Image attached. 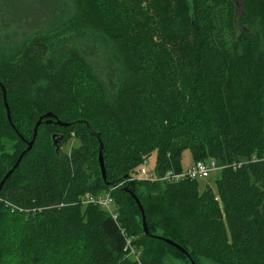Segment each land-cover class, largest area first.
Wrapping results in <instances>:
<instances>
[{
  "label": "trees",
  "instance_id": "1",
  "mask_svg": "<svg viewBox=\"0 0 264 264\" xmlns=\"http://www.w3.org/2000/svg\"><path fill=\"white\" fill-rule=\"evenodd\" d=\"M21 1L0 0V82L13 122L25 141L47 113L71 126L40 125L7 180L0 264L23 247L30 264H139L127 238L141 264H191L144 233L126 188L150 234L196 264H264V0H243L240 14L234 0ZM1 129L13 149L4 152L0 133V182L28 147L0 88ZM57 131L67 134L61 144L82 146L57 152ZM186 150L222 167L216 191L200 193L198 180H127L154 153L159 176L182 172ZM110 191L117 220L81 202Z\"/></svg>",
  "mask_w": 264,
  "mask_h": 264
},
{
  "label": "built area",
  "instance_id": "2",
  "mask_svg": "<svg viewBox=\"0 0 264 264\" xmlns=\"http://www.w3.org/2000/svg\"><path fill=\"white\" fill-rule=\"evenodd\" d=\"M149 161H146L137 171L136 176L127 179L130 182L133 181H147V182H169V183H178L180 181L184 180H199V179H208L211 177V175L215 172H219L222 168L217 165V162L215 160H209L207 162H196L193 163L188 168H185L182 172H174L169 171L164 175L159 176L156 170L150 169L148 165ZM118 187H114L112 190L117 189ZM111 190V191H112ZM111 191L102 195V196H93V195H87L84 198H82L81 202L85 205L87 204H98L103 209H105L114 220L118 219V214L115 211V207L113 205L112 197H111ZM218 201L219 198H216ZM133 244H132V238H127V245L125 247V251L131 255V252L133 251ZM138 257L137 260L139 264L140 262V252L137 253Z\"/></svg>",
  "mask_w": 264,
  "mask_h": 264
},
{
  "label": "water",
  "instance_id": "3",
  "mask_svg": "<svg viewBox=\"0 0 264 264\" xmlns=\"http://www.w3.org/2000/svg\"><path fill=\"white\" fill-rule=\"evenodd\" d=\"M0 88L3 91V99H4L6 111H7V118L9 120L10 124H12V116H11L10 106H9V103H8V100H7V90H6L5 86H4V84L1 83V82H0ZM44 122L46 124H55L56 126L64 127V128H67V127L71 126V124L61 121L57 116H55L52 113H47V114L41 116L39 118L38 122L36 123L35 127H34V133H33L31 141H27V146H28L27 149L19 156L16 164L13 166V168L11 170H9L6 173L4 178L1 180V182H0V195H1V192L3 190V187H4L5 183H6V181L11 177V175L18 168V166H19L23 156L25 155V153L30 151L33 148V145H34L37 133H38V129H39L40 125L43 124ZM12 126L14 128V125H12ZM21 138H23V137L21 136ZM63 139H64V135L63 134L54 133L53 136H52L53 145L56 148L57 152H59V150L61 149V143H62ZM99 142H100V147H99V154H98V162H99L102 178H103L104 181H107V171H106V163H105V156H104V144L102 143V141L100 139H99ZM126 190L131 193V195L134 197V199L136 200V202H137V204L139 206V209H140L141 214H142L141 225H142L144 233L146 235H148V236H151L153 238H156V239L164 241L168 245L172 246L173 248L177 249L178 251L183 253L185 256H187L188 259L190 260L191 264H196L195 261L189 255V253L181 245H179L178 243L172 241L171 239H167L165 237H162V236H153V235L150 234L149 228H148V224H147L146 215H145V210H144V207H143L141 201L135 195L134 191H131L129 188H126Z\"/></svg>",
  "mask_w": 264,
  "mask_h": 264
},
{
  "label": "rangeland",
  "instance_id": "4",
  "mask_svg": "<svg viewBox=\"0 0 264 264\" xmlns=\"http://www.w3.org/2000/svg\"><path fill=\"white\" fill-rule=\"evenodd\" d=\"M188 1H189V5H191L192 0H188ZM20 2H21V5H23L21 0H20ZM28 3H30V1L26 2V4H28ZM234 4L236 5L238 14H240L242 11L245 10V3H244L243 0H234ZM10 104L13 105L14 110L17 112L18 110L16 108V105H15L14 101L10 100ZM22 125H24V123H22L21 126ZM6 132H8V131H5L4 129H1L0 133L1 134L4 133V134H2L1 142H4L5 147H6V148H4V152H12V149H13L12 143L8 141V143L6 144L5 141H7L9 139L8 137H12L13 134H7ZM57 132H61V131H57ZM62 133L63 132H61V134ZM64 134L65 133H63V135ZM65 137H67V134H65ZM72 137H73V135H72ZM69 138H71V137H69ZM65 139L68 140V138H65ZM82 143H83L82 141H79L78 139H73L72 138V139L68 140L67 142H65L64 144H61V149L65 153H70V152L73 151L74 148L75 149L76 148H80L82 146ZM2 153H3V150H0V158H1ZM148 161H149L148 165H149L150 169L154 170L155 169V163H156V153H154ZM193 163H194V161H193V158H192V155H191V151L190 150H186L183 153V158H182L183 167L184 168H188ZM218 176H219V172H215L208 179H199L198 180L199 192L203 193L205 190H207L208 187H210L214 191H216V180H217ZM11 229L13 230V232H15L17 230V225L11 224ZM133 251H134V253L131 252V255H129V256L131 258L137 259V257H138L137 253L138 252L142 253V248L134 246ZM29 260L30 259H29V255H28V252H27V248L23 247L22 250L17 251V253L15 255V259L12 262V264H30ZM202 263L203 264H213L210 261L204 260V259L202 260ZM162 264H164V263H162ZM165 264H187V263H185L184 261H181V260L180 261H175V262H171V261L165 260Z\"/></svg>",
  "mask_w": 264,
  "mask_h": 264
},
{
  "label": "flooded vegetation",
  "instance_id": "5",
  "mask_svg": "<svg viewBox=\"0 0 264 264\" xmlns=\"http://www.w3.org/2000/svg\"><path fill=\"white\" fill-rule=\"evenodd\" d=\"M8 100V99H7ZM5 104V103H4ZM10 106V105H9ZM10 111H11V108H10ZM45 115V114H44ZM11 116H12V114H11ZM41 117V116H40ZM8 119V118H7ZM8 122H9V120H8ZM46 122V121H45ZM44 122V123H45ZM9 124H10V122H9ZM11 125V127H12V129L15 131V133H16V135L18 136V137H20V139H22V140H24V142L27 144V141H25V139H24V137L23 138H21V135L20 134H18L19 133V131H17V129H16V126H15V124H14V122H13V118H12V124H10ZM12 125H14V128H13V126ZM42 125V124H41ZM49 125H51V124H49ZM61 128H64V127H61ZM56 133H59V134H61V132H56ZM16 171V170H15ZM14 174V173H13ZM12 174V175H13ZM11 175V176H12ZM7 182V181H6ZM6 184V183H5ZM5 186V185H4ZM4 188V187H3ZM3 191V190H2ZM2 193V192H1Z\"/></svg>",
  "mask_w": 264,
  "mask_h": 264
},
{
  "label": "bare ground",
  "instance_id": "6",
  "mask_svg": "<svg viewBox=\"0 0 264 264\" xmlns=\"http://www.w3.org/2000/svg\"><path fill=\"white\" fill-rule=\"evenodd\" d=\"M182 171V170H181Z\"/></svg>",
  "mask_w": 264,
  "mask_h": 264
}]
</instances>
